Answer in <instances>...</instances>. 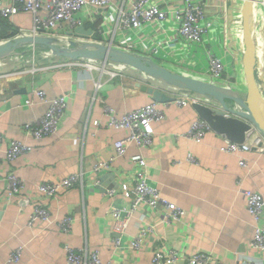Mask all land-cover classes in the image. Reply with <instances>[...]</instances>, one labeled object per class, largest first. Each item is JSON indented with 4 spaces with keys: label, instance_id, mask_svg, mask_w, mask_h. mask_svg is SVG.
Returning <instances> with one entry per match:
<instances>
[{
    "label": "crops",
    "instance_id": "crops-1",
    "mask_svg": "<svg viewBox=\"0 0 264 264\" xmlns=\"http://www.w3.org/2000/svg\"><path fill=\"white\" fill-rule=\"evenodd\" d=\"M31 26L30 13L0 18L4 35ZM227 27L230 49L238 45L242 36L235 34L231 19ZM85 30L84 34L91 32L89 27ZM222 33L219 25L214 35L220 50H225ZM93 35L100 37L95 31ZM32 55L35 59L43 56L36 61L42 66L48 64L46 61L66 58L51 55L40 45L21 43L16 54L0 60V74L7 75L22 63L30 65ZM121 68L131 80L119 75L89 76L74 67L40 71L32 82L18 77L0 78V87L4 88L0 95V264H69L66 247L96 251L102 264H150L151 252L161 242L185 255L210 252L227 264L234 262L237 253L264 258V253L249 245L257 223L246 209L250 192L264 198V152H223L224 137L211 129L199 143L186 138L185 133L198 118L191 105L178 106L170 97L163 103L153 101L136 88L133 76L139 77V73L124 65ZM257 82L259 86L260 80ZM36 89L44 92L45 101L61 93L71 95L57 132L38 139L23 130L25 124L39 121L51 103L33 94ZM28 98L33 105H25ZM151 102L164 113L163 119L151 124V145L139 148L130 143L122 155L113 158L115 142L125 138L129 129L108 124L110 115L105 107L119 118ZM94 121L100 125L95 126ZM13 141L30 150L9 161L4 150ZM137 154L146 161L147 181L157 187L163 198L178 205L184 215L179 222L164 225L157 213L142 207L155 222L157 235L150 237L141 251L114 249L109 210L114 204L129 205L127 190L133 185L136 168L132 157ZM241 159L246 161V167L239 165ZM96 162L109 165L95 172ZM79 172L82 181L54 197L48 198L40 190L43 183L58 182ZM8 175L22 182L19 195L8 196ZM108 188L116 190L114 196L106 195ZM36 208L46 210L45 219L36 214ZM67 216L71 223L65 230L60 223ZM133 225L130 223V233H134ZM19 248V259L10 261ZM259 262L264 264L263 259Z\"/></svg>",
    "mask_w": 264,
    "mask_h": 264
},
{
    "label": "built area",
    "instance_id": "built-area-1",
    "mask_svg": "<svg viewBox=\"0 0 264 264\" xmlns=\"http://www.w3.org/2000/svg\"><path fill=\"white\" fill-rule=\"evenodd\" d=\"M243 2L244 0H0L2 19H11L20 13L32 14V26L29 28L19 27L11 35H4L0 27V45L16 39L39 37L58 47H72L68 45L69 42L75 46L108 47L135 55L172 73L231 89L245 97L241 63L244 28L238 7H242ZM252 7L255 21L253 49L255 75L256 79L260 80L259 86L264 96V0H252ZM229 19L233 21L235 34L242 37L237 46L227 49ZM219 25L223 29L221 43L225 50H220L218 39L214 35ZM85 27H89L91 32L84 34ZM93 31L100 37H95ZM42 57L39 55V59L42 60ZM30 59V65L19 64L9 74H0V78L18 77L24 82H32L40 71L74 67L89 76L107 75L112 78L119 75L131 80L120 64L109 60L98 64L96 60L80 57L62 58L55 62L46 61L48 64L42 66L38 65L37 62L40 60L35 59L34 55ZM133 80L136 84H144L160 91L172 98L178 106L193 103L211 104L212 101L206 96L143 73H139V77L133 76ZM94 84L96 86V83ZM1 94H4L3 87H0ZM33 94L43 102H51L39 121L23 126L27 135L38 139L57 132L61 119L67 112L71 95L61 93L53 100L45 101L42 90L36 89ZM25 105H33L31 98L26 99ZM105 112L110 115L108 124L129 129V134L125 138L115 142L113 158L122 155L130 143L139 148L150 146L153 134L151 124L164 117L163 111L154 102L126 112L119 118L113 116V111L109 107H105ZM93 124L100 125L98 121H94ZM206 131H210L209 126L197 118L184 136L199 143ZM29 150V146L13 141L4 150V155L7 160L13 161ZM251 150L260 154L264 152V139L252 127L245 133L242 143H234L224 137V145L221 147V151L227 153H245ZM132 161L136 168L133 173V185L127 190L130 203L127 207L111 205L109 214L114 249L141 251L147 240L157 235L155 222L150 221L142 207H149L153 213H157L164 225L179 222L184 211L175 203L163 198L157 187L147 181L146 161L141 155H134ZM238 163L242 167L247 166L244 159ZM108 165L109 162H96L93 164V171L105 169ZM6 181L8 196L19 195L23 186L20 179L8 175ZM81 181L82 172L74 173L58 182L43 183L40 190L51 198L60 190L70 188ZM115 191L108 188L106 195L112 197ZM246 209L257 223L249 245L255 251L264 253V198L259 193L250 192L247 196ZM35 212L42 219L47 216L43 208H36ZM70 223L71 218L67 216L60 224L66 230ZM130 223H134L132 227L134 233L128 230ZM65 251L69 264H102L96 251L74 250L71 247H66ZM20 252L21 248L17 249L10 261H17ZM259 259L264 260L263 257L237 253L232 264H260ZM150 264L227 263L215 258L210 252L196 251L191 255H185L161 242L152 250Z\"/></svg>",
    "mask_w": 264,
    "mask_h": 264
},
{
    "label": "water",
    "instance_id": "water-1",
    "mask_svg": "<svg viewBox=\"0 0 264 264\" xmlns=\"http://www.w3.org/2000/svg\"><path fill=\"white\" fill-rule=\"evenodd\" d=\"M243 20V55L241 59L245 97L235 91L172 73L157 65L149 64L139 57L108 47L68 46L58 47L45 38H22L5 42L0 45V60L17 53L21 43H31L45 47L49 54L57 57L84 58L89 60H109L130 67L138 73L150 75L155 79L179 86L185 90L210 98L211 104L193 103L192 109L197 117L203 120L209 128L234 143H242L245 133L252 127L264 139V96L261 93L255 75V21L252 0H244L241 7ZM139 91L149 95L153 101L163 103L171 100L160 91L144 84H135Z\"/></svg>",
    "mask_w": 264,
    "mask_h": 264
},
{
    "label": "trees",
    "instance_id": "trees-1",
    "mask_svg": "<svg viewBox=\"0 0 264 264\" xmlns=\"http://www.w3.org/2000/svg\"><path fill=\"white\" fill-rule=\"evenodd\" d=\"M46 53V52H45ZM60 59V58H59Z\"/></svg>",
    "mask_w": 264,
    "mask_h": 264
}]
</instances>
